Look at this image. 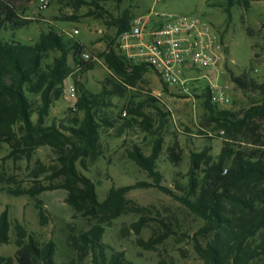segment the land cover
Segmentation results:
<instances>
[{
	"label": "rangeland",
	"instance_id": "rangeland-1",
	"mask_svg": "<svg viewBox=\"0 0 264 264\" xmlns=\"http://www.w3.org/2000/svg\"><path fill=\"white\" fill-rule=\"evenodd\" d=\"M83 1L48 0L47 6L41 9L39 0H18L15 5L19 16L30 22L2 31L1 35L11 34L22 43L30 44L42 30L50 28L66 39L77 40L90 53L94 67L84 73L78 71L72 54H68L69 73L63 83L64 92L49 108L44 119L46 125L66 124L74 118L80 120L83 112L75 110L74 104L82 91L98 98L105 82H110L108 90L111 83L122 88L121 94H104L98 98L96 117L106 120L99 128L101 154L86 159L87 171L79 166L93 180L100 202L112 187L153 181L128 156L134 145L145 155L150 153L155 137L146 131V120L152 129H159V115L147 100L155 99L154 105L166 113L161 130L162 150L156 161L164 186L173 187L176 182L186 185L191 152L206 151L215 157L226 146L245 155L258 156L264 151V111L255 113L244 124L240 122L246 111L261 104V94L253 84L242 87L233 80L234 76L250 83L264 81V0H248L246 6L236 0L230 15L226 12L225 0H96L107 11L101 17L96 13L95 0ZM151 10L202 18L220 33L225 56L215 74L217 84L226 87L230 104L214 106L216 110L229 111L228 119L232 123L222 125L211 119L203 95L206 80L190 94L180 95L174 87L164 85L151 68L137 76L132 68L120 74L107 64L104 53L110 48L119 53L115 45L116 27L108 22L118 16L127 17L130 22ZM75 29L78 33H74ZM49 55L51 59L56 53ZM71 86L74 87L72 97L66 94ZM30 98L33 101L31 118L36 121L41 102L37 96ZM127 121L131 124L123 126ZM14 130L18 136L23 134L20 123L14 125ZM169 148L180 154L178 163L169 159ZM10 149L5 143L0 146V213L6 209L10 223L9 242L0 244V254L15 255L18 249L15 225L19 223L39 243L53 241L58 263L92 264L90 252L85 254L78 248L79 236L93 225H100L104 228L101 241L108 254L119 252L138 264H202L188 236L204 221L172 196L154 187H138L125 194L124 210L116 217H109V213L73 217L71 206L65 202L66 191L58 186L59 181L48 178L51 168L58 165L57 152L42 145L27 159L10 156ZM38 186L46 189L35 196L14 193ZM40 210L44 217L40 216ZM140 219L145 223L136 232L133 224ZM166 228L171 234L153 248L147 249L140 242L163 234ZM257 264H264V260Z\"/></svg>",
	"mask_w": 264,
	"mask_h": 264
},
{
	"label": "trees",
	"instance_id": "trees-1",
	"mask_svg": "<svg viewBox=\"0 0 264 264\" xmlns=\"http://www.w3.org/2000/svg\"><path fill=\"white\" fill-rule=\"evenodd\" d=\"M16 1L0 0V146L5 143L11 148L10 156L27 159L39 146L53 148L58 154V165L51 168L48 178L59 181L58 186L66 191L65 202L71 206L73 217H96L99 213H109V217H116L124 210L125 194L128 191L138 187H154L172 196L204 221L191 235L181 233L190 238L202 264H257L264 260V151L258 156L245 155L226 146L215 157L206 151L191 152L186 185L180 186L176 182L173 187L164 186L156 161L162 150L161 130L166 113L160 106L154 105L155 99L146 101L156 110L160 120L159 129H152V124L146 120V131L155 137L150 153L145 155L137 145L128 152L129 158L146 170L153 181L112 187L102 202L98 200L93 180L82 172L88 170L87 158L101 154L99 128L106 120L96 117L95 106L98 98L104 94H121L122 88L111 83L108 90L107 84L110 82H105L98 98L82 91L74 104L75 110L83 112L80 120L74 118L66 124L46 125L44 119L49 108L64 92L63 83L69 73L68 54H72L80 73L91 70L94 63L92 57L88 60L82 58L84 46L77 40L66 39L50 28L42 30L37 40L30 44L22 43L11 34L3 37L2 31L25 26L30 22L21 19ZM225 2L226 12L230 15V8L237 1ZM241 2L244 6L248 5V0ZM93 3L99 17L107 14L96 0ZM68 19L73 20L74 17ZM130 22L127 17L118 16L108 24L116 27L117 36L129 28ZM50 52L56 53L51 59ZM104 58L120 74L132 68L138 76L149 69L145 64L133 63L113 48L104 53ZM233 80L242 87L253 84V88L261 94V104L251 107L246 111L245 118L240 120L244 124L255 113L264 111V81L250 83L243 77L234 76ZM203 95L213 121L222 125L232 123L228 119L231 116L229 111L216 110L215 104L210 102L208 87H205ZM32 96L39 97L41 102L36 121L31 118ZM16 123L21 125V136L14 130ZM130 124L131 121H127L123 126ZM168 154L174 163L181 159L173 148H169ZM45 189L44 186H38L14 193L35 196ZM39 214L44 217L41 210ZM144 223V219L135 222L134 230L138 232ZM169 230L166 228L163 234L140 242L145 248L151 249L171 234ZM103 231L102 226L93 225L79 236L78 248L85 254L90 252L92 264H138L124 258L122 253H106L101 241ZM15 235L18 246L15 255L7 257L0 254V264H73L58 263L54 258L53 241L39 243L19 223L15 225ZM9 238L10 223L7 210L4 209L0 213V244L9 242Z\"/></svg>",
	"mask_w": 264,
	"mask_h": 264
},
{
	"label": "built area",
	"instance_id": "built-area-1",
	"mask_svg": "<svg viewBox=\"0 0 264 264\" xmlns=\"http://www.w3.org/2000/svg\"><path fill=\"white\" fill-rule=\"evenodd\" d=\"M47 4L48 0H39V8ZM115 45L120 54L135 64L147 65L178 94H190L206 80L210 102L230 104L227 89L217 84L215 74L225 56L221 35L206 20L151 10L133 18L129 28L116 36ZM81 56L85 60L91 57L86 50ZM66 94L72 97L74 87L67 88Z\"/></svg>",
	"mask_w": 264,
	"mask_h": 264
}]
</instances>
